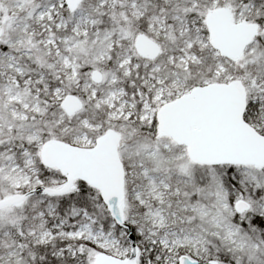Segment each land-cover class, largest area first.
<instances>
[{
    "label": "snow or ice",
    "instance_id": "snow-or-ice-1",
    "mask_svg": "<svg viewBox=\"0 0 264 264\" xmlns=\"http://www.w3.org/2000/svg\"><path fill=\"white\" fill-rule=\"evenodd\" d=\"M0 264H264V0H0Z\"/></svg>",
    "mask_w": 264,
    "mask_h": 264
}]
</instances>
